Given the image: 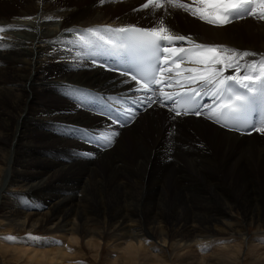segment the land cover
Returning a JSON list of instances; mask_svg holds the SVG:
<instances>
[{"label": "bare ground", "instance_id": "6f19581e", "mask_svg": "<svg viewBox=\"0 0 264 264\" xmlns=\"http://www.w3.org/2000/svg\"><path fill=\"white\" fill-rule=\"evenodd\" d=\"M55 1L58 0H0V26L11 25L16 28L32 29L31 31H7L3 34L10 38L6 40L10 47L7 50H0V147L8 140L11 142L12 133L14 136L17 135L27 101L35 88L52 91V84L45 79L41 80L39 86L34 87V84H37L36 77L44 67L47 72L57 73L53 82L60 80L59 73H63L62 80L100 88L107 96L134 95L128 91L132 85L120 83L122 77L101 67H92L86 57L77 60L75 48L72 45L54 43V41L74 40V34L77 31L82 32L99 26L138 25L148 28L145 25L128 21L124 19L125 17L120 20L112 17V13L126 9L134 0H105L103 5L96 0L88 3L84 9L72 7L74 5L82 7L81 2L83 3L84 0H63V4L54 5ZM112 1H117L116 3L119 4L109 5ZM142 1L144 3L146 0ZM161 12L162 19L173 34L190 37L197 43L226 45L241 51L248 50L264 55V21L249 17L241 24L221 28L207 25L182 10L171 8L167 15L162 10L153 12L148 9L143 13L136 11V14L140 13L145 17L147 14L154 15ZM72 16L74 20L68 23ZM25 17H32V19H23ZM49 17L54 19L49 20ZM178 17L187 24L191 31L181 29ZM147 18L150 22L154 19V17ZM243 37L258 41V43L245 44ZM248 59H259V57ZM17 91H23V93ZM85 102L87 108H84V112L78 111L69 116L56 113L49 117H42V119L50 122H70V119L88 116L87 123L90 128L96 131L110 130L111 122L107 117L101 115L106 120L103 121L99 118L98 112L92 110L100 109L103 105L99 102H88L87 100ZM64 107L68 110L72 109L69 104H64ZM163 112L166 120L164 115L162 121L160 117ZM172 115L167 107L154 104L150 110L140 111L135 119L138 125L123 127L128 134L142 127L144 134L141 133L135 140L134 146L136 147L133 146L129 152H125V154L128 153L126 163H115L114 161L110 163V172L106 179L99 176L95 170L93 175H88L85 190L90 193L91 197H84L80 204L68 203L55 207L45 216H39L36 219L29 213L21 216L18 213L9 212L7 215V212L0 209V216H2L0 224L6 221V224L11 227L15 225L18 227L16 229H29L30 232L39 228L48 232L70 233L68 251L61 248H54L50 251L42 247L25 245L21 249H14L17 259H24L25 264H78L83 258L80 253L84 250V241L92 253L98 257L100 249H103L101 242L104 243L107 236H111L112 243L124 241L115 250L117 257L109 260L108 264H173L162 245L168 247L170 245L171 248L176 247L179 250L185 248L189 250L193 245H196L198 249L211 245L217 246L216 257L213 259L203 257L202 261L196 260L195 262L185 260L183 257L181 260L183 262L180 261L179 264H239L240 248L246 242L250 249L247 254L253 252L254 249L251 248L254 243L253 236L248 233L247 227L249 224L252 225L256 217L264 213V207L253 203L254 200L249 197L245 198V196L243 198L247 204L243 214L244 219L241 222L230 221L228 217L234 216V209L237 205L224 198L223 195L221 197L217 195L221 204L211 206L214 200H212L213 193L209 190H213L214 193L219 192L217 182L212 186L207 185L212 179L216 181L217 177L209 174L212 172L206 168L214 165L216 160L224 166L227 160H232L234 167H242L249 148L238 149L237 147L241 146L244 141H248L247 138L250 135L228 131L204 116H201L200 120L194 116L177 117L172 120ZM189 118L194 122V130L201 135L203 132L208 134L207 140L213 150L219 148L220 158L202 150L199 142L188 146L185 144L183 147L176 145L177 138H181L180 130L182 129L178 119ZM34 124L31 129L45 130L44 124L39 121ZM116 127L119 126H115V130L118 131ZM170 130L172 138L168 139L167 134ZM16 139L12 141L9 148L11 154L8 155L3 182L0 186V206L4 198L3 192L13 191L8 189L7 184L10 176L14 174L11 165ZM256 142L258 141L255 138L248 141V147ZM260 144L258 159L264 165V143ZM87 145L93 147L90 144ZM81 147L83 150H89L84 146ZM17 152L21 157L31 158L27 151L17 149ZM80 164L81 161L72 155L69 166L62 169L56 168L53 172L54 176L62 175ZM86 172L84 175H87ZM50 178L52 176L38 185L44 186L50 183ZM79 179L81 180V177ZM113 181L115 187L110 189ZM191 182L195 183L194 189L200 192L199 195L189 193L187 185ZM176 188L180 189L182 197L175 194ZM100 192L103 194L100 200L104 210L95 208ZM182 198L185 203L181 201ZM200 198L202 202H199ZM111 202L118 203L115 210H108L107 205ZM197 204L199 205L195 206ZM169 205L171 212L168 213L165 208ZM192 207H194L193 210ZM258 228L264 232V224ZM256 233V237L260 238L261 232ZM0 235H3L2 230ZM234 238H238L239 243L233 245L226 243ZM108 239L110 238H107V241ZM151 239L154 241L157 239L160 247L154 242L149 243ZM219 241L226 242L218 243ZM177 255L180 259L184 256L181 253ZM259 255L260 253L256 251L250 264H264L263 260H254Z\"/></svg>", "mask_w": 264, "mask_h": 264}, {"label": "snow or ice", "instance_id": "6c2138e0", "mask_svg": "<svg viewBox=\"0 0 264 264\" xmlns=\"http://www.w3.org/2000/svg\"><path fill=\"white\" fill-rule=\"evenodd\" d=\"M99 2L103 5L105 0ZM169 8L182 10L207 25L221 28L249 17L264 21V0H146L141 9L134 11L163 10L167 15ZM21 30L32 29L0 26V50L10 47L6 43L10 38L4 33ZM74 35V40L54 43L72 45L77 60L86 57L92 67L117 73L123 78L121 84L132 85L128 91L134 95L93 97L81 94L79 89H68L67 94L78 101L77 107H84L86 100L103 105L92 110L107 117L111 122L110 130L65 126L59 134L78 137L86 144L106 150L119 136L113 126L126 127L140 111L159 103L173 114L172 120L204 116L231 131L264 135V55L226 45L197 43L190 37L173 34L164 19L148 28L106 25L77 31ZM250 57L259 59L249 60ZM80 155L95 157V153L89 152ZM0 239L34 247L62 244V241L31 233Z\"/></svg>", "mask_w": 264, "mask_h": 264}, {"label": "rangeland", "instance_id": "374dc122", "mask_svg": "<svg viewBox=\"0 0 264 264\" xmlns=\"http://www.w3.org/2000/svg\"><path fill=\"white\" fill-rule=\"evenodd\" d=\"M92 1L96 0H84L83 3L81 2V4H83L82 7H79L77 5H74L72 7H74V9H84L87 7L88 3ZM63 2V0L55 1L54 5L63 4ZM116 2L112 1L109 5L116 6L119 4ZM144 3L142 0H134L126 9L114 12L111 15L117 20H120L122 19V17H125L124 19H127L128 21L136 22L147 27H152L158 24L159 20L163 18V15L161 12L160 14L154 15L147 14L144 17L140 14L146 12V10L143 9L139 10L138 12L140 13L136 14V11H134V9H141L142 4ZM104 12L108 14L107 11L104 10ZM73 17L74 16L70 17L68 23L74 20ZM147 17H154V19L150 22ZM178 20H180L179 24L181 26V29H183L184 31H191L187 24H185V22L181 18L178 17ZM243 20L236 21L230 25H234L237 23L241 24L244 22ZM243 38V43L245 44L258 43V41L246 39L245 37ZM92 70L95 69L92 68ZM113 73L117 74L115 72ZM56 75L57 73L47 72L46 67H44L42 71L40 70V73L38 74L35 80L37 84H34V87L39 86L41 80L45 79L50 84H52V91H45L35 88L32 96H30L29 100L27 101L23 120L20 124L17 135L14 136V134L12 133L11 142L8 140L6 144L1 145L0 147L1 186L5 174L4 172L6 170V161L8 159V155L11 154L9 148L12 141L17 138L14 145L15 151L12 153L13 162L11 165V169L14 171V174L10 176V180L7 184L8 189H11L13 191L5 190L3 192L4 198L0 206V209L3 212H7V215H9V212H11L12 214L18 213L21 216L29 213L30 216L36 219L39 218V216H45L48 211L54 209L55 207L66 205L68 203H72V205L80 204L81 200L84 197H91L90 193L85 190V184L86 180L88 179V175H93L95 170V172H97L99 176H103L106 179L110 172V163L112 161H114L115 163H126V159H128V153L125 154V152L130 151V149L135 145V140L139 138L141 133L144 134V129L142 127L132 134H128L124 128L116 127L119 131V136L115 139V143L112 145V148L109 147V149L106 150H102L101 148H98L94 145H92L93 147L88 146L78 137H67L65 135L59 134L60 129L65 126H77L96 131L95 129L90 128L88 126V116L79 117L78 119H70V122H50L46 119H42V117H49L50 115H54L56 113H62L69 116L73 115V113H77L78 111H85L84 108H87V103L85 102L84 107H77L78 101L74 97L69 96L67 94L68 89H79V92L85 96L91 95L94 97L98 94L102 96L107 95L100 88L62 80V76L64 75L63 73H59L60 80H55L53 82ZM17 92L23 93V91ZM64 104H69L73 110L66 109L64 107ZM150 109L151 108H149L148 110ZM144 115L145 114H143V116ZM164 115L165 113L163 112L160 117L162 121L164 120ZM94 117L96 118V115H94ZM99 118H101V120L103 121H106L104 118L101 117V115L99 116ZM196 119L200 120V117H196ZM36 121H39L40 123L44 124V131L31 129V127L35 125L34 123ZM178 122L181 123L182 129L180 130L181 138H177V146L183 147L185 144L188 146L190 144H197V142H199L200 146L202 147V150H204L210 155L214 154L216 158H220L219 148L213 150V147L211 146L209 140H207L208 134H206V132H203V135H201L197 132V130H194L195 125L192 119H178ZM84 124L86 126H84ZM134 125H138L136 124L135 120L126 127H133ZM167 138H172L171 130L167 134ZM254 138L258 142L254 143L251 147H248V141L253 140ZM247 140L248 141H244L241 146L237 147L238 149L242 147L246 149L249 148V150L247 151L248 153L246 154L247 156L243 162L244 165L242 167H234V161L232 160H227L228 162L224 163L226 164L225 166L222 165L221 162L216 160L213 163L214 165L206 167L209 172H212L209 174H213L215 178L217 177L216 181L212 179L209 181L210 184L207 185L212 186L217 182V191L219 192L214 193L213 190H209L213 193L212 200H214V204L211 203V206H215V204H221L220 201L217 199V195L218 197H221V195H223L224 198H226L227 200H231L232 202H234L237 205V207L234 209V216L228 217L230 221L234 222H241L244 219L243 214L245 212V206L247 204L245 198L249 197L251 200H254L253 203L264 207V165L263 163H260V160L258 159V147L261 145L260 143H264V135L254 133V135L248 136ZM81 146H84L86 149L89 150H83ZM16 148L20 151H27V153L30 154L31 158L28 159L26 157H21L18 154ZM83 151L89 153H92V151H94L95 153L96 151L97 154L94 158H89L80 155V153H83ZM72 155L79 159L81 161V164L73 168L72 170L63 173L62 175L54 176L53 172H55L56 168L62 169L66 166H69ZM169 162H171V160ZM168 170L171 171L170 168H168ZM85 172L87 173V175H84ZM51 176L52 178H50L49 180L50 183L44 186L38 185L40 182H43L46 178ZM79 176L81 177V180L79 179ZM194 184L195 183L191 182L187 185L189 193L193 192L194 194L199 195L200 192L194 189ZM114 187L115 186L113 181V184L111 185L110 189H113ZM160 191L162 193V189ZM174 192L178 196L182 197L180 189L176 188ZM102 196L103 194H101L100 192V194L98 195L97 206L95 207L98 210H104L103 203H101L100 200ZM205 196L207 195L205 194ZM181 201L184 202V198H182ZM199 202H202V198H200ZM198 205L199 204L195 206ZM117 206V202H111V204L107 205V208L108 210H115ZM165 209L166 212H171L170 205L167 206ZM193 209L194 207H192V210ZM6 223V221H3L0 224L2 225L0 227V233L1 230L3 232V235H0V237H24L27 234L31 233L35 236L47 238L49 240L62 241L61 245H53L50 247L42 248H45L50 251L54 250V248H61L65 251H68L70 245V233L68 232H48L44 229L39 228H36L35 231L30 232L29 229H16L18 227H15V225H12L15 227L14 228L11 227V225H7ZM263 224L264 213H262L259 217H256L252 225H248V233L253 236L252 241L254 242L252 243L253 245L251 246V248L254 250L250 254H247V251L250 252V249L248 247L249 244L247 245L248 242H246L240 248L241 260H239V264H250L253 257L256 255V251L259 252L260 255L257 257V259L254 260H263L264 262V232H262L258 228L262 227ZM257 231L261 232L259 234L260 238L256 237ZM105 238V242H101L103 249H100V256L98 257H96L92 253L91 249L87 246L86 241H84L83 244L85 247L83 248L84 250L80 253L83 258H81L78 264H81V262L82 264H108L109 260L115 259L117 257V253L115 250H117L118 246L122 245L124 241H117L112 243L113 241L111 236H107ZM107 238H110L111 240L108 239L107 241ZM153 242L160 247V242L157 239L155 241L154 239H151L149 241V243ZM226 243L230 245L237 244L239 243V239L234 238ZM25 245L28 244L9 243L6 242L4 239H0V264H23L24 259H17L16 252L14 251V249H21L22 246ZM162 247L164 251L166 250L169 256L168 258L173 264H179L180 261L183 260V257L185 260L188 259L195 262L196 260L202 261L203 257L213 259L214 257H216L217 252L216 245L209 246L210 250L208 251L203 250L206 247H204L203 249H198L196 245H193L191 248H189V250L187 248L179 250V248L176 247H174L173 249V247L171 248L170 245L169 247L167 245H162ZM180 253L181 255L184 254V256H181V259L177 255ZM66 262L68 263L69 261L67 260Z\"/></svg>", "mask_w": 264, "mask_h": 264}]
</instances>
